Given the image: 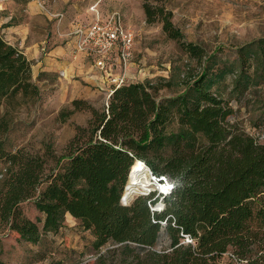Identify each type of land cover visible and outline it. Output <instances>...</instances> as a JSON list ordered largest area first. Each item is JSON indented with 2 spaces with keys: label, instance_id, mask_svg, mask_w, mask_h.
I'll return each instance as SVG.
<instances>
[{
  "label": "trees",
  "instance_id": "obj_1",
  "mask_svg": "<svg viewBox=\"0 0 264 264\" xmlns=\"http://www.w3.org/2000/svg\"><path fill=\"white\" fill-rule=\"evenodd\" d=\"M162 1L144 0L146 23L162 24L167 38L202 66L206 51L183 40ZM250 56L239 50L248 68L256 58ZM32 67L0 33V162L7 165L0 221L21 241L36 245L43 234L58 233L69 214L95 238L93 264H235L230 252L237 264H264V144L232 123L234 109L211 90L206 73L161 100L149 84L126 83L112 88L103 111L73 101L74 111L90 109L92 118L77 127L67 164L61 167L60 158L46 173L42 157L11 153L6 144L13 111L40 95ZM138 161L174 183L160 212L150 207L159 201L154 193L122 203ZM130 184L140 191L132 177ZM30 199L43 221L25 216L21 205Z\"/></svg>",
  "mask_w": 264,
  "mask_h": 264
},
{
  "label": "rangeland",
  "instance_id": "obj_2",
  "mask_svg": "<svg viewBox=\"0 0 264 264\" xmlns=\"http://www.w3.org/2000/svg\"><path fill=\"white\" fill-rule=\"evenodd\" d=\"M0 1L12 5L6 10L8 13L0 12V33L32 61L33 82L40 89L37 100L24 102L13 111L12 128L6 136L7 149L11 153L42 157L49 173L67 155L77 127H86L92 118L90 109L74 111L73 101H83L99 111L106 109L112 79L122 74L123 67L112 54L108 72L111 76L93 62L83 72L78 71L80 68L47 69L48 58L54 57L52 51L68 47L67 29L76 18H70L72 6L87 9L97 0ZM143 4L144 0H102L101 4L104 9L121 11L136 35L126 83L149 84L156 90L157 100H161L182 94L191 82L190 76L206 73L211 90L234 109L232 123L264 144V0H163L160 3L172 13L183 40L206 51L202 66L167 38L162 24L146 23ZM59 14L63 15L62 19L57 17ZM66 21H69L67 28ZM17 26L28 29L26 37L19 38L8 31ZM31 49L37 50L34 56L29 54ZM239 50L256 57L251 68L242 65ZM56 59L72 61L70 57ZM218 69L220 74L213 76V71ZM67 111L73 113L64 119L63 113ZM66 164L67 159L63 158L60 166ZM6 167L5 162H0V181L5 177ZM127 185V194L132 192L130 198L140 193L129 182ZM21 207L29 219L43 221L34 199ZM94 240L91 232L69 214L64 216L58 233L43 234L36 245L21 241L0 221V254L5 264H93L97 258Z\"/></svg>",
  "mask_w": 264,
  "mask_h": 264
},
{
  "label": "built area",
  "instance_id": "obj_3",
  "mask_svg": "<svg viewBox=\"0 0 264 264\" xmlns=\"http://www.w3.org/2000/svg\"><path fill=\"white\" fill-rule=\"evenodd\" d=\"M91 11L95 12L94 19L88 23L77 25L70 34L74 37L73 59H78L80 55H84L90 59L98 69L109 74V59L112 54H115L116 59L120 61L123 67L122 74L118 78L112 79L113 87L119 88L126 84L127 81L128 69L136 43L135 32L126 25L125 19L120 12L110 13L102 19L97 12V4L91 7ZM57 17L62 19L63 15L59 14ZM109 75L111 76V74ZM112 93L113 90H111L109 97ZM134 166L135 164L130 170L129 181L133 175ZM143 173L144 176H147L149 184L144 186V189L139 194H135L137 196L133 195L130 201H127V185L122 197V203L124 205H130L136 197L141 195L147 196L154 193L159 201L157 205H151L150 207L152 211L160 212L164 209V198L171 194L174 189V183L165 176L156 175L144 162L142 169L137 171L139 176ZM139 176H137V178ZM186 242L191 243L192 241L187 238ZM226 256L230 258L233 263H238V259L233 252L227 253ZM240 264H247V262L241 261Z\"/></svg>",
  "mask_w": 264,
  "mask_h": 264
},
{
  "label": "crops",
  "instance_id": "obj_4",
  "mask_svg": "<svg viewBox=\"0 0 264 264\" xmlns=\"http://www.w3.org/2000/svg\"><path fill=\"white\" fill-rule=\"evenodd\" d=\"M65 1H70V0H65ZM30 3H29V5H30ZM96 4H97V12H98L99 16L102 19H104L108 14L113 13V12H120L122 14V12L119 11V10L104 9L102 7V5H101L102 4V0H97V1L93 2L89 6V8H87V9L86 8H78L76 5H73L72 9H71L70 18L72 16H75L76 18H74L71 21V23L69 24V28L67 29L68 31H67L66 35L71 34L72 31L76 28L77 25L88 23V22H90V21H92L94 19L95 12L91 11V7L95 6ZM35 5L36 4L34 3V6ZM11 8H12V5H10V4H8V5L0 4V12L2 11L3 14L8 13L6 10H10ZM32 8H34V7H32ZM123 17H124V15H123ZM124 19H125V17H124ZM68 23H69V21H66V23L64 24V27L66 26V28H67L68 27ZM8 31L11 32L14 36L17 35L19 38L26 37V34H28V29L25 26L13 27V28H10ZM6 40L10 44L16 46L13 42H10L8 39H6ZM66 40L69 41L68 47L66 49L57 48L56 50L52 51V55L54 57L48 58V60H47V64H48L47 65V69L55 71V70H59V69H61L63 67H67L68 71H72L74 69L76 70V68H80V70H78L80 72H81V70H82V72H83V70H87L86 66L92 61L90 59H88L84 55H80L78 57V59H73L74 37L70 35V37H66ZM36 52H37L36 49L29 50V54H33L32 56H34L36 54ZM56 57L65 58L64 60H67L66 57H68V58L70 57L72 61H67V62L66 61H62V60L58 61L56 59Z\"/></svg>",
  "mask_w": 264,
  "mask_h": 264
},
{
  "label": "bare ground",
  "instance_id": "obj_5",
  "mask_svg": "<svg viewBox=\"0 0 264 264\" xmlns=\"http://www.w3.org/2000/svg\"><path fill=\"white\" fill-rule=\"evenodd\" d=\"M143 167V162L138 161L137 164L134 166L133 170V175H132V181L134 182V184L139 187H137L140 191H142L144 189V186H147V184H149L148 178L144 173L142 175L139 176V174H137V171H140ZM135 173V174H134ZM136 175V176H135ZM137 176H139L137 178ZM130 183V181H129ZM132 195V192H129L127 194V197H130Z\"/></svg>",
  "mask_w": 264,
  "mask_h": 264
},
{
  "label": "water",
  "instance_id": "obj_6",
  "mask_svg": "<svg viewBox=\"0 0 264 264\" xmlns=\"http://www.w3.org/2000/svg\"><path fill=\"white\" fill-rule=\"evenodd\" d=\"M131 200V198L130 197H127V201H130Z\"/></svg>",
  "mask_w": 264,
  "mask_h": 264
}]
</instances>
